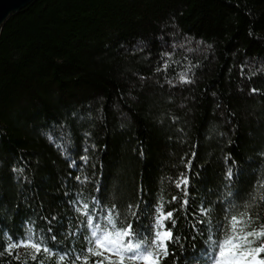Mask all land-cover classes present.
<instances>
[{"label": "trees", "instance_id": "16d2710c", "mask_svg": "<svg viewBox=\"0 0 264 264\" xmlns=\"http://www.w3.org/2000/svg\"><path fill=\"white\" fill-rule=\"evenodd\" d=\"M181 75L193 82L180 83ZM84 148L90 163L70 168V159L83 164ZM261 153L264 0H35L0 32V252L26 226L34 240L58 249L35 261L16 249L0 264H59L61 252H68L64 264H72L90 236L82 212L106 228L115 204L120 217H113L123 228L131 221L128 204L146 200L141 223L147 226L161 198L165 211L178 209L183 245L161 264H202L210 232L191 227L200 219L192 212L229 199L228 167L240 169L241 195L216 204L204 219L215 232L227 207L229 217L253 214L249 231L264 225V204L246 209L243 195L264 179ZM189 160L185 197L175 181L190 175ZM77 175L88 182L79 184Z\"/></svg>", "mask_w": 264, "mask_h": 264}, {"label": "snow or ice", "instance_id": "6c2138e0", "mask_svg": "<svg viewBox=\"0 0 264 264\" xmlns=\"http://www.w3.org/2000/svg\"><path fill=\"white\" fill-rule=\"evenodd\" d=\"M182 47V45H181ZM173 53H164V57L170 59ZM167 59H164L163 70L167 71L169 65ZM157 72L161 71L160 68L156 69ZM193 81L188 79L186 75L180 76V83L190 84ZM171 83V82H170ZM253 92L256 89H252ZM47 139L50 143L54 142V136L51 133H47ZM90 133H85V136H89ZM59 148L60 145L57 144ZM94 148L95 145H92ZM88 148H84V155L80 156L82 165H77L75 159H70V168H80L82 171L90 163L91 157L87 154ZM193 158L195 153L192 154ZM264 157V153H261ZM227 159H232L229 155ZM237 162L232 159V165L235 166ZM94 167V165H93ZM186 168L190 175H181L179 179L175 181V185L178 189L183 191L185 197L189 196V187L191 186V168L192 161L189 160L186 164ZM13 171L22 172L23 169H13ZM240 169L238 167H228L224 179L228 182L225 187L232 189L226 195L228 200L210 201L208 207H205L201 203L198 212L193 211V216H199L200 219L196 221L191 227L197 228V225H203L208 228L210 235L205 241V249L201 250V255L206 257L202 264H264V225H261L259 229L247 230L250 224L253 222L254 217L250 211H245L240 215L228 216V208L225 207L224 222H217L215 225L216 231H212V220L209 218L205 220L204 217H210V213L216 204L225 205L230 202H234L237 197L241 195L240 184ZM75 180L79 184H86L88 177L83 178L80 175L75 177ZM99 191V189H97ZM68 193H65L67 195ZM246 198L245 208L250 209L252 207L259 208L261 204H264V179H257L253 182L251 190L243 193ZM177 197L173 196L172 201H176ZM250 201V202H249ZM79 203V202H77ZM141 204L145 208L148 207V201L140 200L136 204H128L127 216L131 217V221L126 224V227L119 228L116 224V219L113 217H120V212L116 205L112 206L108 215L105 217L109 227H101L100 225H94V217L87 211L81 214L86 216L87 224L90 229V236L85 237L88 242V246L84 249V254H77L72 264H89L91 257H97L94 264H161L163 260H166L169 255L175 257V249L177 246L183 247L179 244L181 236L176 232L177 221L175 219V213L178 209H172L165 211L164 202L161 198L157 201L154 207V215L152 216V223L144 226L141 221L144 217L141 216ZM189 201L185 198L182 201L181 208L185 211V219H187V209ZM87 203L83 204L84 209H88ZM76 211H80L77 207ZM127 218V217H126ZM55 216L52 220H56ZM256 220L259 219L257 213ZM51 224V221L49 222ZM135 224V227H134ZM49 233H52L53 229L50 226ZM217 233L219 236L217 238ZM198 234H202L198 230ZM151 237L149 240L148 237ZM185 239L187 237H184ZM52 241H56V236L52 235ZM193 240L196 236L192 237ZM169 245H172L173 251L169 252ZM192 247H195L193 245ZM19 248H31L34 250V254L31 255L33 261L36 260L37 255L43 252L46 256L51 257L57 254V250L50 249L44 242L43 238L36 241L33 239L31 228L26 226L25 234L22 238L13 240L11 236L8 237V242L5 244L4 249L0 252V256L5 253L12 256L14 250ZM68 258V252H61L59 254V264H64L65 259ZM15 259L19 260L20 257L17 254ZM26 264V262H25ZM43 264V260L39 262Z\"/></svg>", "mask_w": 264, "mask_h": 264}, {"label": "water", "instance_id": "95a60500", "mask_svg": "<svg viewBox=\"0 0 264 264\" xmlns=\"http://www.w3.org/2000/svg\"><path fill=\"white\" fill-rule=\"evenodd\" d=\"M35 0H0V32L6 22L13 16L34 3Z\"/></svg>", "mask_w": 264, "mask_h": 264}, {"label": "rangeland", "instance_id": "374dc122", "mask_svg": "<svg viewBox=\"0 0 264 264\" xmlns=\"http://www.w3.org/2000/svg\"><path fill=\"white\" fill-rule=\"evenodd\" d=\"M18 251L20 254H26V253L34 254V250L31 248H19Z\"/></svg>", "mask_w": 264, "mask_h": 264}]
</instances>
